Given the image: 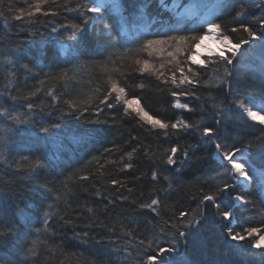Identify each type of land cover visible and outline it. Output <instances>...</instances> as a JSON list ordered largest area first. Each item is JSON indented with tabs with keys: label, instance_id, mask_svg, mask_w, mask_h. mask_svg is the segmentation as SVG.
<instances>
[{
	"label": "trees",
	"instance_id": "16d2710c",
	"mask_svg": "<svg viewBox=\"0 0 264 264\" xmlns=\"http://www.w3.org/2000/svg\"><path fill=\"white\" fill-rule=\"evenodd\" d=\"M171 1L165 2V14L183 18L184 23L179 26L175 20L171 24L165 22L163 27L155 22L150 23L149 17L160 11L155 2L151 8H144L140 0H108L112 5L108 15L117 22L119 37L114 35L111 45L106 46L105 42H97L91 36V23L79 45L67 39L69 30L61 29L57 33L51 31L52 24L80 23L78 13L66 11L65 7L75 8L88 0H56L55 4L49 0L43 6L44 9L58 6L59 15L33 17L35 26L32 27L13 17L20 9L34 5L33 0H0V106L26 112L29 102L35 105L33 122L19 126L22 131L15 137L16 145L28 147L12 148L0 156V214L5 218L14 217L22 209L27 217V226L0 247V264L7 260L23 261V264H132V258L126 259L122 251L127 243L124 231L134 228L139 235H150L153 225L158 230L162 223L149 209L140 208V204L150 203L154 196H159L165 219L173 210H191L196 207L192 196L199 197L200 188L207 186L209 168L216 166L211 155L213 148L201 146L186 164L181 163L183 157L178 152L177 163L173 166L166 164L165 153L174 146L173 141L181 148H196L195 141L200 138L198 132L194 135L181 133L179 139L176 135L165 139L163 130L140 127L137 119L124 114L120 107L105 108L99 118L106 120V124H91L88 121L97 118L95 109H89L77 120L68 116L69 110L65 103L69 99L86 100L89 95L94 96L95 89L99 87L103 90L110 78L123 85L125 77L119 73H125L130 95L142 96V103L147 110L165 122L179 116L191 123H198L201 105L210 117L214 111L213 105L225 99L222 91L224 86L215 80L217 74L222 75V66L219 73L211 66L202 72L200 84L196 85L200 99L187 98L195 109L189 113L173 108L174 100L169 95L172 86L162 84L152 70L159 69L160 65L152 61L149 71L141 73L135 60H143L147 57L146 52L137 55L127 51L129 48L134 49L137 41L144 37L154 38L158 31L181 29L185 23L187 27L194 28L203 23L204 20L197 15L173 13L169 9ZM178 1V13L184 6H193L211 19L220 15L216 5L223 2ZM211 3L214 6H210ZM260 5H264V0H241L237 4V7L245 8L248 22L257 28L256 21L264 16V7ZM223 19L228 20L230 17ZM171 34L191 35L180 31H172ZM240 35L232 34L234 39ZM179 46L184 48L187 45L182 43ZM15 48L22 51L19 60L8 55L9 50ZM170 50L172 48L155 55L158 59L163 57L161 59L166 64L162 71L168 74L175 63L169 64L172 58L167 55V51ZM178 55L183 59V53ZM35 57L40 58L37 67H33ZM8 59H12L13 64H8ZM259 63L257 51L250 61L237 65V76L247 79L252 72L259 71ZM193 68L200 70V66L193 65ZM140 83L145 85L143 89L136 87ZM37 88L41 91L30 99H24L36 92ZM48 91H52L57 99L48 96ZM235 91L236 95L227 97L229 101L238 99L247 102L248 97H257L259 102L261 95H264L248 91L246 86ZM184 99L182 97L181 102ZM245 121L242 112L232 105V110L224 115L221 127L233 134L243 132L253 140L256 136L264 135L260 125L253 126V122ZM8 123L0 120V127H7ZM56 123H60L61 127L53 128L49 134L39 132L41 125ZM92 129L106 131H86ZM157 131L160 135H156ZM134 148L137 150L133 151ZM105 149L111 151L106 152ZM129 152L132 153L131 160L127 155ZM22 156H29L30 159L42 157L41 166L31 177ZM250 156L248 165L254 170L257 181L249 187L238 185L235 191L247 193L253 204L236 211L232 226L237 228L264 226V190L260 188L264 174L257 170H264V149L257 146L251 150ZM124 163H132L133 168L121 171ZM153 171L157 173L156 180L152 179ZM84 175L89 176L87 181L80 179ZM112 179L120 180L123 187L112 185ZM97 189L101 193L99 196L95 194ZM33 193L39 195L33 196ZM121 196L127 199H120ZM41 204L44 210L53 214L47 225L43 222ZM48 205L52 207L49 209ZM212 211L211 208L205 209L209 220L201 225L200 240L194 241L188 237L187 245L181 243L180 252L175 254V264H185L194 249L198 250L195 259L200 264H216L224 238L220 235L223 226L212 223ZM64 220H70L71 223H64ZM130 220L133 223L130 224ZM36 229L41 231L36 232ZM217 236L220 238L217 239ZM29 247L34 250L26 254ZM224 251L228 254L230 264H264V249L252 248L251 241L231 242Z\"/></svg>",
	"mask_w": 264,
	"mask_h": 264
},
{
	"label": "snow or ice",
	"instance_id": "6c2138e0",
	"mask_svg": "<svg viewBox=\"0 0 264 264\" xmlns=\"http://www.w3.org/2000/svg\"><path fill=\"white\" fill-rule=\"evenodd\" d=\"M53 4L56 0H51ZM157 4L160 11L149 17V21L158 23L161 27L165 22L171 24L175 20L176 25L184 23L183 18H176L171 14H165L167 5H161L159 0H140V4L144 8H151L153 3ZM49 0H37L34 5L27 9H20L13 19L17 21H25L29 27L35 26V21L32 19L37 16H52L59 15V7L48 10L44 9ZM241 0H223L222 3L216 5L220 15L214 19H205L202 24L197 27L189 28L185 26L181 29H170L169 32H156L154 38L144 37L137 41L136 47L127 49L130 53L139 54L147 52L149 56L153 52L162 53L169 48L174 47V51H167V55L172 58L174 67L170 70V74L162 71L165 65L162 63L159 69L152 68L154 74L162 84L172 86L169 95L173 98V108L183 110L185 112H194L195 109L190 106L188 97H194L199 100L197 95L196 85L200 84L199 77L208 67H214L216 72H220L222 66V75L217 74L215 80L223 85L222 89L225 99L218 104H214V111L208 117V113L201 105V115L198 123H191L184 117H176L174 120L165 122L164 120L153 115L146 106L142 103L143 97L138 94H131L127 89V75L119 73L125 77V83L122 85L118 80L109 79L103 90L95 89V95H89L86 100L79 98L69 99L65 101L68 107V116L77 120L83 117L84 113L89 109H95L97 118L88 121L91 124L104 125L106 120H102L99 116L104 112L105 108L113 109L120 107L123 113L128 116H134L137 119L140 127H146L149 130H163V136L168 139L172 135H176L177 139L181 138L180 134L194 135L199 133V139L195 141L196 148L186 146L181 148L178 143L173 141L174 146H171L165 153L166 164L169 166L176 165L177 153L179 152L183 159L182 164H186L190 160V156H194L195 152L200 150V147L213 148L212 158L216 161L215 167L209 168L207 176V186H202L199 190V197L192 196L196 201V207L191 210H173L167 219L162 215L161 200L159 196H154L150 203L140 204V208L149 209L155 217H159L162 223L158 227L153 225L150 235H139L136 229L128 228L124 231L127 238V243L122 251L125 258H132V264H175V254L180 252L181 243L187 245L188 237L193 240H200L202 236L201 225L209 220L205 215V209L211 208L212 223L217 226H223L220 235L223 236V241L220 245V256L216 260V264H230L228 254L225 253L231 242L251 241V247L255 249H264V226L262 227H233L232 220L237 210L246 208L253 204L249 195L245 192H237L235 189L242 182H247L248 185L254 184L257 177L253 174V169L248 165V160L251 158V150L257 146L264 149V135L256 136L255 139H249L248 135L243 132L233 134L230 130L222 128L221 124L224 115L232 110V105L242 112L248 121L253 122V126L258 124L261 126L260 131L264 132V95H261L259 102L257 97H248L247 102L244 100H228L227 97L236 95V89L247 87L248 91H257L264 94V16L260 17L255 25H252L247 20V12L243 6L237 7ZM264 7V5H260ZM112 7L108 0H88L87 3L78 4L75 8H67L66 11L78 13L80 23L60 24L56 26L52 24L51 31L59 32L61 29L69 30L67 39L79 45L80 41L86 36V29L91 23V36L97 42H105L106 46L111 45L112 37H119L118 24L112 17L108 15L109 9ZM94 14V15H89ZM224 17H230L224 20ZM221 21V22H217ZM172 31H180L191 33V35H172ZM232 34H241L238 39H234ZM207 39H215L221 45L218 51L211 48L206 49L207 55L204 59L199 58L201 53L199 50L204 46L203 42ZM187 45L181 48L180 44ZM247 46V47H245ZM259 53V71L252 72L247 79H240L237 76L239 69L237 65L248 62L251 58ZM78 52V49H77ZM180 53H183V59L179 58ZM8 55L15 57L16 60L22 56V51L19 48L10 49ZM58 55V53L56 54ZM33 67L39 66L40 58L35 57ZM12 59H8V64H13ZM135 63L140 65L138 71L141 73L149 71L150 61L148 59H136ZM193 65L200 66V70H194ZM103 67V66H102ZM113 71L119 72L118 69ZM67 75V73H65ZM43 83V81H41ZM143 89L145 85L140 83L136 86ZM163 90V89H162ZM41 89L37 88L36 92H32L24 99H30L35 96ZM2 95V94H0ZM47 95L53 100L57 99L52 91H48ZM185 98L181 102V98ZM17 99V97H13ZM27 111H13L9 108L0 106V120H6L7 127H0V156H3L5 151H10L12 148H27V145H16L15 137L22 129L21 125H27L33 122L32 116L35 105L31 102L27 104ZM60 123L51 126L41 125L39 132L49 134L53 128H60ZM86 131L103 132L105 129H92ZM156 135H160L157 131ZM135 139V137H132ZM31 150V149H29ZM137 149H133L136 151ZM110 152V149H105ZM129 160L132 158V153L128 154ZM25 162L24 166L29 170V176H33L41 166L43 160L41 156H35L30 159L29 156H22ZM133 168L132 163H124V169ZM81 180L87 181L88 175L80 177ZM152 179H157V173L152 172ZM168 179V177H164ZM112 185L123 184L118 179L111 180ZM261 190H264V182L260 184ZM131 192V189H128ZM96 195H101L100 190H96ZM39 193H33V196H38ZM59 199V196H57ZM120 199L126 200L127 197L121 196ZM114 202V201H113ZM49 209L51 205L47 206ZM43 222L48 224L51 216L50 211L44 210V205H40ZM91 211V210H90ZM63 219V217H61ZM64 223H71L70 220H64ZM133 223V221H129ZM27 226V217L22 209L18 210V214L14 217L5 218L0 214V247L11 238L17 236ZM36 229V232H40ZM84 235H87L85 233ZM217 239L220 237L217 236ZM203 243V242H202ZM35 244V241H33ZM33 247L26 250L27 253L33 252ZM135 253V256L133 254ZM198 250L194 249L190 253V258L186 259L185 264H200L195 259ZM2 260V258H0ZM2 264H23V261L7 260Z\"/></svg>",
	"mask_w": 264,
	"mask_h": 264
},
{
	"label": "rangeland",
	"instance_id": "374dc122",
	"mask_svg": "<svg viewBox=\"0 0 264 264\" xmlns=\"http://www.w3.org/2000/svg\"><path fill=\"white\" fill-rule=\"evenodd\" d=\"M34 2L36 3L37 0H33V3H34ZM172 2L175 3V2H179V1H178V0H173ZM210 6H214V5L211 3ZM202 12H203V11H202ZM202 12H201V11H197V9L195 10L193 6H189L188 9H187V13H188V14H191V15H197L198 18H200L201 20H202V19H203V20H205V19L211 20V18H209V16H205V14L202 13ZM170 51H174V48H172V50H170ZM146 54H147V57H144L143 60H144V59H148V60L150 61V64L152 63V61H154V62L156 63L157 66H158V65H161L162 63H163L164 65L166 64V62H165L163 59H161V58H163L162 56H161V58H159V59H158V57L155 56V55H158V52H153L151 56H149L147 52H146ZM205 57H206V56H205ZM203 59H204V58H203ZM139 67H140V65H139ZM250 160H251V158L248 160V162H250ZM240 185H242V186H244V187H249V185H248L247 183H245V182H242Z\"/></svg>",
	"mask_w": 264,
	"mask_h": 264
},
{
	"label": "bare ground",
	"instance_id": "6f19581e",
	"mask_svg": "<svg viewBox=\"0 0 264 264\" xmlns=\"http://www.w3.org/2000/svg\"><path fill=\"white\" fill-rule=\"evenodd\" d=\"M188 7L189 6H184L179 13H178L176 7H173L172 10H173V13L191 15V14L187 13ZM203 45L204 46L199 50V52L201 53V56L199 58H201V59L205 58V56L207 55L206 49L211 48V49H213L215 51H218L220 49V47H221L219 42L217 40H215V39H207V40H205L203 42ZM257 170H258V172L264 174V170L259 169V168ZM245 183H247V182H245Z\"/></svg>",
	"mask_w": 264,
	"mask_h": 264
},
{
	"label": "built area",
	"instance_id": "2783aa9c",
	"mask_svg": "<svg viewBox=\"0 0 264 264\" xmlns=\"http://www.w3.org/2000/svg\"><path fill=\"white\" fill-rule=\"evenodd\" d=\"M175 6H176L175 4H171V6H170V7L172 8V7H175Z\"/></svg>",
	"mask_w": 264,
	"mask_h": 264
}]
</instances>
